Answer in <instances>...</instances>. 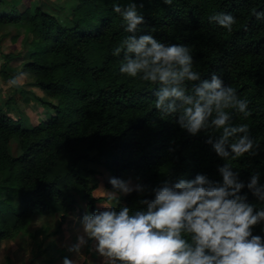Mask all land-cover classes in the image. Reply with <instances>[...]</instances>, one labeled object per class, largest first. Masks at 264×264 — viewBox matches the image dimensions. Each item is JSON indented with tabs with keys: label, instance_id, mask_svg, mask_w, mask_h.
<instances>
[{
	"label": "trees",
	"instance_id": "16d2710c",
	"mask_svg": "<svg viewBox=\"0 0 264 264\" xmlns=\"http://www.w3.org/2000/svg\"><path fill=\"white\" fill-rule=\"evenodd\" d=\"M133 3L145 22L128 33L114 8ZM220 12L236 18L231 31L209 21ZM254 12L264 13V0H0V30L14 27L10 40L21 35L29 49L20 70L13 64L16 55L0 50V75L12 80L8 71L29 70L31 84L45 94L35 97L46 112L30 123L6 102L0 107V242L16 237L35 215L57 214L59 231L78 196L89 214L101 200L136 211L165 179L176 183L204 174L222 182L218 169L225 162L245 184L255 171L264 184V17ZM142 34L188 46L202 79L215 73L248 101V117L229 111L233 126L248 124L257 155L224 161L206 133L193 136L174 116L158 113V85L121 74L124 52L113 55L125 37ZM101 166L110 178L132 172L145 191L118 193L114 202L95 196ZM109 179L103 186L115 191ZM240 194L264 207L247 187ZM253 234L264 238V222ZM6 264H12L8 257Z\"/></svg>",
	"mask_w": 264,
	"mask_h": 264
},
{
	"label": "clouds",
	"instance_id": "9594fccd",
	"mask_svg": "<svg viewBox=\"0 0 264 264\" xmlns=\"http://www.w3.org/2000/svg\"><path fill=\"white\" fill-rule=\"evenodd\" d=\"M164 2L171 4L172 0ZM114 11L126 22L128 33H135L145 22L134 3L126 8L116 6ZM254 15L264 17L260 12ZM209 21L231 31L236 18L220 12ZM121 51V74L158 85L154 91L158 113L174 116L180 128L193 136L206 133V142L224 161L258 154L259 144L251 137L248 124L231 123L229 110L245 118L250 115L248 101L240 99L215 73L202 79L193 69L188 46L165 44L151 34H142L125 37L113 55L119 56ZM26 75L19 73L10 84L18 85ZM188 82H192L191 89ZM218 171L222 182L204 174L176 183L165 179L151 189L153 198L139 201L143 207L136 211L103 204V210L83 216V235L69 250L79 255L91 240L103 264H264V238L253 234L254 226L264 222V207L258 208L240 194L247 187L264 203L260 172H253L245 184L229 163ZM109 183L115 191L108 192V197L115 201L118 193L145 191L131 178L113 177ZM63 264L76 261L66 257Z\"/></svg>",
	"mask_w": 264,
	"mask_h": 264
},
{
	"label": "rangeland",
	"instance_id": "374dc122",
	"mask_svg": "<svg viewBox=\"0 0 264 264\" xmlns=\"http://www.w3.org/2000/svg\"><path fill=\"white\" fill-rule=\"evenodd\" d=\"M26 4H31L32 0H23ZM42 3L47 0H39ZM54 3H60L61 0H49ZM17 32L14 27H4L0 30V50L11 51L16 56L13 64L20 70V61L28 58L29 49L23 46L21 35L15 40H10L11 35ZM3 33V34H1ZM13 78L23 72L27 75L18 85H11V79H5L0 75V107L6 102L10 109H17L20 115H24L30 123L36 122L40 116L45 115L44 106L35 97H45L38 88L31 84L33 80L32 73L29 70L14 72L8 71ZM11 99V100H10ZM52 100L51 98H45ZM14 110V109H13ZM14 117V116H13ZM18 117V116H16ZM15 117V118H16ZM15 121V119H12ZM11 152H16V145L10 142ZM97 180L99 184L93 190L95 196L108 197V192L103 186V182L109 179V172L104 167H98ZM132 180L133 184H138L137 179L132 172H126L123 180ZM122 194V193H121ZM114 202V200L109 199ZM111 202V203H112ZM108 205L105 200L96 203V210H103L102 205ZM89 214L85 208L83 200L77 197V207L70 211L65 218V223L59 231H55L57 214L35 215L30 220L28 226L24 228L14 238H6L0 242V264H6L8 257L12 264H63L64 258L76 261V264H103V258L98 255L94 249V241L81 248L77 255L69 249L77 243V238L83 235L81 220L84 215Z\"/></svg>",
	"mask_w": 264,
	"mask_h": 264
}]
</instances>
